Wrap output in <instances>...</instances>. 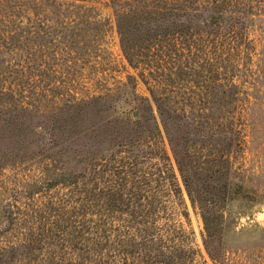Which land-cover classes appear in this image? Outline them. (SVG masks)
Wrapping results in <instances>:
<instances>
[{"label":"trees","instance_id":"trees-1","mask_svg":"<svg viewBox=\"0 0 264 264\" xmlns=\"http://www.w3.org/2000/svg\"><path fill=\"white\" fill-rule=\"evenodd\" d=\"M83 1L0 0V264H182L170 160L206 255L223 264L231 203L264 204L233 163L238 112L260 101L251 35L264 0H107L135 118L115 114L113 92L78 96L58 76L71 46L105 30L90 18L89 32L70 29L69 14L93 12Z\"/></svg>","mask_w":264,"mask_h":264},{"label":"rangeland","instance_id":"rangeland-1","mask_svg":"<svg viewBox=\"0 0 264 264\" xmlns=\"http://www.w3.org/2000/svg\"><path fill=\"white\" fill-rule=\"evenodd\" d=\"M83 4L92 8L93 12L83 11V16L82 13L69 14L75 20L69 22L70 29L83 25V34L87 33L85 19L90 18L104 22L105 30L101 28L100 31L99 26L94 41L90 43L84 41L83 48L80 49L71 46L76 51L66 57L61 54L65 60L58 67V76L65 85L76 91L78 96L113 92L114 97H117L115 114H125L135 118L138 112L137 102L132 99L129 88L125 86L127 76L134 74V71L119 48L112 9L107 4V0H84ZM82 18L83 23L80 21ZM251 37L257 39L256 49L252 54L251 72L257 78L256 87L260 101L238 112L241 115L244 142L243 150L233 158L234 176L249 186L264 188V26L255 28ZM237 80L239 82V79ZM135 92L142 97L148 96L144 84L140 81L135 86ZM170 163L176 173L175 183L179 190L175 196L168 197V212L170 221L184 234L182 244L189 250V253L182 257L181 262L182 264H214L206 255L202 245L201 217L191 206L173 161L170 160ZM4 172L2 174L8 175L4 185L8 188L13 187L15 179L11 176L12 173L9 170ZM1 192L8 193H4L3 188ZM242 204V201L238 200L232 202L228 208L232 223L224 235L223 264H264V230L260 227L254 229L251 226L258 224L264 228V204L247 209L246 214H241Z\"/></svg>","mask_w":264,"mask_h":264},{"label":"water","instance_id":"water-1","mask_svg":"<svg viewBox=\"0 0 264 264\" xmlns=\"http://www.w3.org/2000/svg\"><path fill=\"white\" fill-rule=\"evenodd\" d=\"M136 114H134V116H135Z\"/></svg>","mask_w":264,"mask_h":264}]
</instances>
